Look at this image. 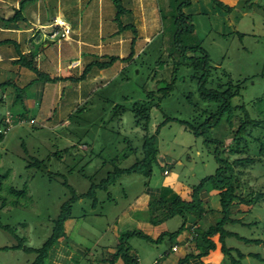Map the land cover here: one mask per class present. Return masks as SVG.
<instances>
[{
  "label": "rangeland",
  "instance_id": "rangeland-1",
  "mask_svg": "<svg viewBox=\"0 0 264 264\" xmlns=\"http://www.w3.org/2000/svg\"><path fill=\"white\" fill-rule=\"evenodd\" d=\"M19 1L0 0V15L10 17ZM118 3L123 10L117 19H112L117 11L113 0H27L22 10L25 21H20V29L14 30L13 25H4L0 20V40L8 39L0 45V82L11 81L0 86V126L9 125L0 142V264L33 263L38 253L23 248L38 249L51 234L62 203L71 196L64 182L81 195L115 166L126 168L138 155L142 156L138 152L145 129L135 121L133 103L148 99L159 104L150 110L149 134L164 117H172L155 138L158 163L153 164L147 177L136 173L122 175L105 190L96 189L95 205L89 197L76 200L72 217L63 228L67 247H52L49 264H100L103 249L107 251L105 254L114 253V247L126 241L122 236L135 230L138 221L160 223L164 218V209L155 211L154 204H150L146 212H135L134 204L138 205L139 196L145 194L148 187L162 189L170 185L171 188V184L178 182L179 185L175 184L178 192L172 186L175 194L189 199L193 187L203 177L215 173L219 165L213 157L214 143L206 140L211 135L195 136L189 127L179 122L192 123L202 109L213 103L200 98L197 81L191 79L188 67L173 70L176 52L171 51L170 40L175 28L174 16L182 13L191 17L194 31L187 42L200 43L223 81H227L228 76L222 75V71L228 72L233 81L248 78L242 98L238 95L233 98L235 104L245 103L250 110L252 99L264 91V0H119ZM129 7L134 11L132 14ZM54 16L73 25L74 35L81 30V17L82 24L90 27V39L102 43L109 38L116 39V31L130 20V26L120 32L126 40L124 48H112L108 53L126 58L133 49L132 57L116 60L115 66L104 70L105 79L86 86L80 83L81 88L71 81L44 82L34 70L12 61L20 52L31 58L35 66L47 58L48 65L37 64L36 69L56 77L67 72L64 70L67 62L82 59L76 44L50 38ZM181 23L184 26V22ZM238 32L244 34L240 36ZM131 40L135 41L133 45ZM102 53L99 51L93 58H99ZM109 56L106 55V59ZM57 63H62L59 69H55ZM72 73L79 74L77 70ZM171 81L172 86L167 87ZM29 82L31 84L26 86ZM39 85L45 89L37 97ZM17 87L22 88L26 108L27 119L22 122L18 117L22 107L16 98ZM120 105L123 113L116 108ZM114 112H118L117 115ZM228 131L222 120L211 134L223 137L221 154L231 163L246 154L229 152L232 137ZM133 148H137L136 152ZM253 159L233 164L232 174L239 179L243 196H248L252 190L264 193V157ZM165 167L170 172L168 175L163 172ZM202 191L208 193L210 201L201 200V208L220 209L217 190L210 182ZM164 197L170 198L168 194ZM231 210V217L256 223L245 226L228 223L224 228L251 239L264 240V197L255 206L235 203ZM188 215L193 219L201 213L176 214L162 223L169 233L183 222L186 227ZM5 225L8 228H4ZM115 225L118 237L113 231ZM195 231H191L192 238ZM213 236L217 238L216 234ZM169 237L166 234L154 241L148 235L130 236L125 243L129 255L126 259L131 258L129 264H150L149 259L160 255L159 250L164 252L170 250L173 243L177 244L176 235ZM21 240L22 247L15 248ZM203 242L198 236L195 245ZM226 244L245 253L241 264H264L249 254L258 253L264 259V243H244L228 237ZM76 245L81 247L80 251L76 250ZM122 260L119 256L117 264ZM227 262L226 257L223 264Z\"/></svg>",
  "mask_w": 264,
  "mask_h": 264
},
{
  "label": "trees",
  "instance_id": "trees-1",
  "mask_svg": "<svg viewBox=\"0 0 264 264\" xmlns=\"http://www.w3.org/2000/svg\"><path fill=\"white\" fill-rule=\"evenodd\" d=\"M27 0H20L18 2L17 7L14 9L13 14L8 17L4 18L0 15V20L4 25H13L14 29H20L19 26L21 24V20L25 21V18L22 16V10L24 9V5ZM119 0H113L115 6L117 8L116 11V19L119 17V12L123 9H120L121 6L118 3ZM215 2L219 0H214ZM186 2H182V4ZM231 9V7H229ZM180 13V12H179ZM174 28V34L170 40V46L172 47L173 52H176L174 55V66L173 70H176L179 67H188L190 69V77L193 80L194 78L197 81V90L198 94L201 99L207 101L208 103H213L209 107L202 109L200 113L196 116V119L191 123V121L186 120H179L186 128L189 129L195 136L204 135V133H208L211 136L207 137V141H211L214 143V150H213V157L218 163V167L215 170V173L212 175L205 176L201 179L200 183L193 187L192 191L190 192L189 199H183L179 195H176L171 200L164 199V198H157L156 196H150L148 206L150 204H154L155 211L161 210L164 218L160 221H164L167 218L173 217L176 214H182L184 216V212H197L200 213L204 212L201 208V199L199 198V193L204 189L206 183L210 182L212 186L217 190V194L219 196L220 201V217L218 221L214 224H211L208 230H201L196 229L195 237H193L196 241L198 236L202 239L203 244L197 246L201 249L200 254H206L210 249L215 247L214 241L211 240V236L213 234L218 235V241L221 244V249L224 255L228 258V264H241V261L245 258V253L241 252L237 247H228L226 244V238H237L239 241L244 243H264L263 239H251L240 235L238 232L233 230H228L224 228L226 224H241L242 226L245 225H252L255 224L256 221L247 222L245 223L241 219H235L231 217L232 210L231 207L237 203L241 205L247 206H255L259 203L260 199L264 197V193L260 190L257 191H250L248 196H243L241 191V183L239 179L232 174L233 164L237 163H246L252 162L255 156L259 158V160L264 157V91L256 95L253 101L250 102L251 109L248 110L246 108L245 103H238L235 104L233 102V98L238 95L242 98V91L246 90V80L247 77L242 79H237L233 81L231 76L228 72L222 71V75L228 76L227 81H223V77L217 74V66L211 64V59L207 51L201 47L199 42L191 43L187 42L188 36L191 37L194 28L191 23V17L185 16L180 13L177 16H174L172 19ZM182 20V21H180ZM187 20V22H186ZM184 22V26L182 23ZM131 24V23H130ZM129 24L121 25V29L125 27H129ZM134 30V29H133ZM242 36L244 33H240ZM185 35V37H183ZM184 38V39H183ZM8 39L0 40V45L4 44ZM134 41H132L133 43ZM133 54V49L131 50V54L126 58L130 59ZM126 58H120L116 55L109 56L106 60H94L90 62L88 65L85 66L83 72L79 77H74L72 75L67 76H56V77H49L47 74L43 72H39L34 65V61L31 58H28L26 55L22 54L21 52L19 55L17 54V58H15L12 63L16 65H21L23 67H27L30 70H34L37 73V76L43 78L44 82H56L61 80H70L73 82L83 80L86 76L88 70L96 66L99 69L106 68L113 64L116 60H124ZM220 77V78H219ZM10 80H4L0 82V86L9 84ZM32 82V81H31ZM29 82L26 86L31 84ZM172 82V81H171ZM172 83L167 84L166 86H172ZM25 86V87H26ZM24 89V88H23ZM157 90L161 89L156 87ZM22 88L17 87V94L16 98L23 104V111L18 116L19 119L25 121L27 119L26 115V108L22 101L23 96L21 92ZM159 106L157 103H152L148 99L144 100L143 102L133 103L132 112L134 113L135 121L138 124H141L145 129V133L142 135V143L139 150V154L135 158V161L126 168H121L115 166L111 172L107 173V176L100 180L99 183L92 182L87 190V192L78 195L75 193L71 185H68L64 182L67 187L70 188L71 196L66 201H64L60 207V211L56 218L54 219V225L52 227L51 234L45 240L43 245L36 249L32 247L24 246V250L27 252H37V256L32 264H49V260L51 261V254L53 253L52 247L60 245V238L65 236L64 234V225L65 222L70 219L71 212H72V205L73 203L84 197L92 198V204L95 205L96 203V189H103L105 190L108 185L117 181V179L122 175H130L132 173L142 174L145 177L149 176L152 172V166L157 161L158 155V147L155 145V138L159 134L160 129L166 125L172 117H164L161 120L157 127L155 128L154 132L149 134V125H150V110L152 106ZM79 108V107H77ZM118 112L122 111L123 113V106L120 105L118 107ZM118 112H114V115H117ZM224 120L226 125L228 126V134L232 137V143L229 145L228 150L232 153H244L246 154L245 157L242 158H234L233 161L230 163L228 160L222 156L221 149L223 144V137L218 133H212L211 131L213 128L218 127V125ZM9 130V125L4 123L3 127L0 126V142L3 141L5 134ZM214 134V135H213ZM214 136V137H213ZM137 149V148H135ZM135 149L133 152H136ZM164 167V166H162ZM166 171V172H165ZM163 172L165 175H168L170 172L168 169L163 168ZM153 199V200H151ZM200 215H198L199 217ZM157 223L158 221H152ZM185 222H183L180 227L172 232H163L160 238L165 237V235L169 234L170 237L173 235H178L184 228ZM264 224V223H263ZM4 228H8L7 225L3 226ZM130 230L125 235L122 236L123 241L119 242L114 247V253L108 252V256L106 258H101L103 262L108 264H117V258L119 256L123 259L121 264H129L131 262V258L128 260V249L126 248L125 244L127 239L130 236L135 234L140 236H147L145 233H139V230ZM68 241V240H67ZM22 240L17 244L15 248L22 247ZM4 248H11V247H3ZM57 248V247H56ZM51 249V252H50ZM251 256L257 257V259L264 261L262 257L258 253H249ZM247 255V254H246ZM136 259L133 260V262ZM132 263V262H131Z\"/></svg>",
  "mask_w": 264,
  "mask_h": 264
},
{
  "label": "crops",
  "instance_id": "crops-1",
  "mask_svg": "<svg viewBox=\"0 0 264 264\" xmlns=\"http://www.w3.org/2000/svg\"><path fill=\"white\" fill-rule=\"evenodd\" d=\"M91 1V0H89ZM129 9L131 10V12H129L130 14H132L134 11H132L131 7H129ZM55 17V16H54ZM115 18V15H113L112 19ZM65 20V19H64ZM81 17H79V25L81 24V30H77L78 35H74L72 34L74 28L73 25H71L67 20H65V22L67 24H69L71 31L69 34V37L66 39H62L64 40V42L66 43H70V44H76L77 46H79V52L81 53L82 59L80 58H76L73 63L71 62H67L66 64V68L64 69L65 71H67L66 73L60 75V76H67V74L73 70H77L79 72L78 75H74V73L70 74L74 77H79L81 75V73L83 72L84 68L86 65H88L90 62L94 61V60H106V55L109 56L108 51H110L112 48H117L118 50H121L124 48V43H125V38L123 36H120V32L121 29L116 31V34L118 35V37L116 39H112L109 38L107 40L106 43H102V41L95 40V39H90L88 33H89V29L90 27L87 28V26H84L81 22ZM136 21V20H135ZM128 23H132L129 22ZM126 22V24H128ZM27 29V28H26ZM30 29V28H28ZM15 30V29H14ZM25 30V29H23ZM19 31V30H18ZM22 31V30H21ZM134 40H131V42ZM135 42V41H134ZM133 42V43H134ZM132 43V45H133ZM99 51H103V53L101 54V56L99 58H93V55H95L96 53H98ZM112 56V55H110ZM118 57L121 58V55H119ZM124 57V56H123ZM15 59V58H14ZM48 59L44 58L41 59V61H39L38 63H36V67L37 64L38 65H48ZM60 65H62V63H57L56 64V68L55 69H59ZM64 65V64H63ZM70 65H75L71 68H69ZM113 66H115V62H113V64L109 67H106L104 69H97V70H93L91 67L88 72L86 73V76L83 80H79L76 81L74 83L77 84V86H79V88H81L80 83H83L85 86L86 84H92L97 80H100L101 78L105 79V75H104V70L107 68H112ZM59 67V68H58ZM38 69V67H37ZM93 70V71H92ZM41 72V71H40ZM43 73L47 74V72L42 71ZM49 76V75H48ZM51 77V76H49ZM33 81V79L31 80ZM70 80H66L64 82H67ZM73 82V81H71ZM52 84H54V82H51ZM45 84V83H44ZM45 89V86H38V91H37V97H40L42 95V90ZM79 93V92H78ZM77 93V94H78ZM79 95H77L78 97ZM29 98L27 99V105H29ZM23 104H21L22 107V111H23ZM21 111V112H22ZM171 184V183H170ZM175 184L179 185L178 182H175ZM175 184H171L176 191L177 186ZM170 186V185H169ZM167 186L166 188H150L148 187L146 189V193L139 196V201L138 205L134 204L133 208L135 210V212L137 213L138 211L140 212H146L148 210V201L150 199V196H156L157 198H164L166 199L164 196L165 194L169 195V199L171 200L172 198H174L176 196L175 194V189L171 188ZM174 189V190H173ZM178 192V191H177ZM200 198L203 202H209L210 198L208 196V193L206 191H202L200 194ZM204 212L201 213V215L198 217L196 216V218H191V216L193 215H188L189 217V223L187 224V226L183 228V230L176 235V243H173V245H171V249L170 250H166L163 252V250H159L160 255L157 256H152L150 260V264H223V262L226 259V256H224V253L221 249V244L218 241V235L217 238L215 239V235L211 236V240L214 241L215 243V247L213 249H210L206 254H200L201 250L200 248L197 246V244L195 245V239L192 238V232H194V230L196 229H201L203 231L208 230L209 226L211 224H214L216 221H218L219 217H220V213H219V207L218 208H203ZM163 221H161L160 223H154L151 222L149 220H140L137 223V227L135 229L137 230H141L143 233L147 234L148 236L152 237L154 241H158L161 238V234L163 232H167V227L165 226V223H162ZM191 227H188V226ZM113 231L116 234V237H118V229L117 226L115 225L113 227ZM178 229V228H177ZM190 230V231H189ZM62 238V237H61ZM171 238V237H169ZM67 240L63 238V240L60 239V246H64L67 247ZM179 242V243H178ZM173 246H176V249H173ZM81 248V247H80ZM79 248V246L76 245V250L80 251L81 249ZM114 250V249H113ZM104 253L101 254V258H106L108 256L107 251L105 249H103ZM60 255V254H59ZM58 255V257H59ZM106 256V257H105ZM157 258V259H156ZM154 261V262H153ZM100 264H108L103 262L102 260L100 261ZM228 264V262H227Z\"/></svg>",
  "mask_w": 264,
  "mask_h": 264
},
{
  "label": "built area",
  "instance_id": "built-area-1",
  "mask_svg": "<svg viewBox=\"0 0 264 264\" xmlns=\"http://www.w3.org/2000/svg\"><path fill=\"white\" fill-rule=\"evenodd\" d=\"M70 31H71V28L69 24L65 22L64 19L54 17L53 30L49 36L50 38L55 39V40L66 39L69 37ZM173 249H175V247H173Z\"/></svg>",
  "mask_w": 264,
  "mask_h": 264
}]
</instances>
